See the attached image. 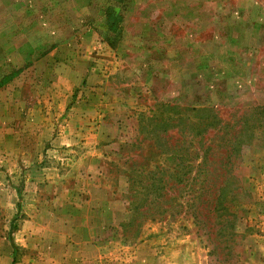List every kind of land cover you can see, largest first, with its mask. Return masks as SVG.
<instances>
[{
	"label": "rangeland",
	"instance_id": "1",
	"mask_svg": "<svg viewBox=\"0 0 264 264\" xmlns=\"http://www.w3.org/2000/svg\"><path fill=\"white\" fill-rule=\"evenodd\" d=\"M168 103L219 106L237 127L255 111L244 157L216 168L236 178L194 193L186 181L157 206L129 156L163 161L148 138L132 145L139 112L168 119ZM258 105L264 0H0V264H59L87 234L123 264H264Z\"/></svg>",
	"mask_w": 264,
	"mask_h": 264
},
{
	"label": "trees",
	"instance_id": "2",
	"mask_svg": "<svg viewBox=\"0 0 264 264\" xmlns=\"http://www.w3.org/2000/svg\"><path fill=\"white\" fill-rule=\"evenodd\" d=\"M115 18V21L110 20L111 29L118 31L121 24V14ZM161 107L168 109V119H158L154 109L139 112L138 132L145 134V136L141 140L138 137V143H133L132 147L136 146L139 150L142 148L139 146H142L148 138L151 141L149 146L164 156L163 161L160 164L152 165L143 161L149 158L148 155L141 157L142 161L137 156L142 155L141 153L129 156L132 167L140 169L137 171L139 175L149 176L148 180H153L154 185H156L153 192L156 193L154 199L157 206L163 197H165L163 200H171V197L166 199L167 193L173 187L181 189V185L186 181H193L191 190L194 193L198 190L213 189L218 176L225 177L231 174V177L236 178V175L231 173L233 166L226 173L215 175L216 168L221 169L222 160L231 158L234 153L238 154V158L244 157L245 138H247L245 132L246 126L248 127L247 118L249 112L255 110H245L238 120L244 118L242 121L244 126L237 127L239 122L230 123L221 117L219 106L190 107L168 103V105L163 104ZM263 107L258 105L257 108ZM218 124L220 125L219 128L217 127ZM231 128H234L235 131L232 132ZM213 129L216 130V134L222 133L221 138H224L222 145L216 143V139L208 137ZM209 140L214 141L209 143ZM213 164L220 166L211 168ZM133 170L135 171V169ZM209 175L210 178H208ZM133 180L135 181L134 178ZM224 187L225 185L219 187V193L215 196V204L220 203L219 197ZM138 206L137 209L144 205L138 204ZM145 212L141 211L140 214L146 215Z\"/></svg>",
	"mask_w": 264,
	"mask_h": 264
},
{
	"label": "crops",
	"instance_id": "3",
	"mask_svg": "<svg viewBox=\"0 0 264 264\" xmlns=\"http://www.w3.org/2000/svg\"><path fill=\"white\" fill-rule=\"evenodd\" d=\"M99 226H101L100 231L103 230V226L108 229V225L100 223ZM83 227L85 231L90 232L93 228L97 229L98 226L84 224ZM96 238H93L90 234H87L84 239L69 237L67 240L68 252L66 254L64 251V254L59 258V264H123L117 260L112 262L113 260L111 259L110 261L108 254L110 241L107 235L105 238L103 236H96Z\"/></svg>",
	"mask_w": 264,
	"mask_h": 264
}]
</instances>
